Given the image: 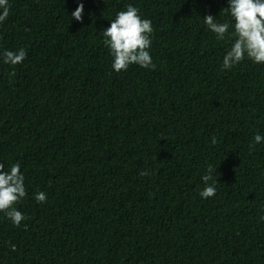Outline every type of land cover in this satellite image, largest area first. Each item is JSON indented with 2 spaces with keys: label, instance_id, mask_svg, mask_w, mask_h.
<instances>
[{
  "label": "trees",
  "instance_id": "trees-1",
  "mask_svg": "<svg viewBox=\"0 0 264 264\" xmlns=\"http://www.w3.org/2000/svg\"><path fill=\"white\" fill-rule=\"evenodd\" d=\"M9 3L0 53L27 58L0 60V163L28 195L20 227L0 213V264H264V65L222 70L230 43L203 17L232 23L227 0ZM129 4L155 70L111 67L103 30Z\"/></svg>",
  "mask_w": 264,
  "mask_h": 264
},
{
  "label": "clouds",
  "instance_id": "clouds-1",
  "mask_svg": "<svg viewBox=\"0 0 264 264\" xmlns=\"http://www.w3.org/2000/svg\"><path fill=\"white\" fill-rule=\"evenodd\" d=\"M9 0H0V24H3L10 14ZM84 4L71 13V17L83 23ZM226 16L231 17L232 23L220 22L211 14L203 17V22L218 41L230 43L222 60V70H231L234 66L250 60L254 64L264 65V0H227V7L222 9ZM232 28L233 31L229 32ZM154 28L152 21L142 18L137 7L127 5L125 10L119 11L110 22V26L103 30V43L113 57L112 69L116 73L127 71L131 65H138L143 69L155 70L150 49ZM27 58V51L5 50L0 53V60L4 64L19 65ZM15 72L11 75L15 76ZM264 142V135L257 133L253 137L252 148ZM212 143H216L212 137ZM216 170L209 165L206 174L202 176L205 187L199 192L202 199L215 197L217 178L213 176ZM142 171L141 176H147ZM25 177L21 172L19 162L5 171L4 163H0V213H3L14 226L20 227L26 216L18 210L17 205L23 201L28 193L25 187ZM209 181H214L209 183ZM38 204L47 203V194L38 191L34 196ZM27 225H25V228ZM15 251L16 246L11 245Z\"/></svg>",
  "mask_w": 264,
  "mask_h": 264
}]
</instances>
